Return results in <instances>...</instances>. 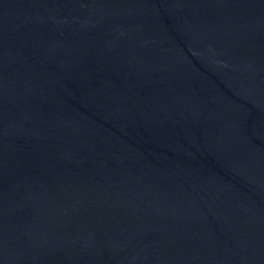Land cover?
I'll use <instances>...</instances> for the list:
<instances>
[{"label": "water", "instance_id": "95a60500", "mask_svg": "<svg viewBox=\"0 0 264 264\" xmlns=\"http://www.w3.org/2000/svg\"><path fill=\"white\" fill-rule=\"evenodd\" d=\"M0 264H264V0H0Z\"/></svg>", "mask_w": 264, "mask_h": 264}]
</instances>
